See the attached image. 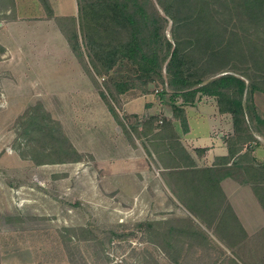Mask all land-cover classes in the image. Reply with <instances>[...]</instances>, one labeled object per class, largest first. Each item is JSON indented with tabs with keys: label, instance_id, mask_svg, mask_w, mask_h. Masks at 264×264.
Segmentation results:
<instances>
[{
	"label": "rangeland",
	"instance_id": "rangeland-1",
	"mask_svg": "<svg viewBox=\"0 0 264 264\" xmlns=\"http://www.w3.org/2000/svg\"><path fill=\"white\" fill-rule=\"evenodd\" d=\"M11 2L0 0V19L13 17L6 15ZM50 39L58 61L32 68L29 56L0 59V264H208L211 253L224 254L181 234L196 232L178 212L177 197L189 203L179 190L188 159L182 119L177 126L163 111L140 119L125 110L145 96L171 107L167 87L130 82L127 94L112 99L105 80L129 84V67L82 81L75 62L60 59L64 39L55 32ZM242 161L253 168L249 155ZM255 176L264 181L263 169Z\"/></svg>",
	"mask_w": 264,
	"mask_h": 264
},
{
	"label": "trees",
	"instance_id": "trees-1",
	"mask_svg": "<svg viewBox=\"0 0 264 264\" xmlns=\"http://www.w3.org/2000/svg\"><path fill=\"white\" fill-rule=\"evenodd\" d=\"M78 5V24L63 20L62 26L60 20L61 29L94 83L126 66L132 75L124 79L129 84L140 81L144 88L155 83L167 87L173 116L182 119L184 133L188 125L181 108L194 106L199 98L215 99L220 113L230 115L233 121L234 137L223 166L254 140L253 136L248 139L250 126H256L255 134L264 136V118L254 103L256 93L264 95V0H78ZM13 7L11 2L6 13ZM4 55L0 46V59ZM122 79L105 80L112 99L132 89ZM168 95L165 91L161 94ZM245 99L249 114L244 109ZM111 112L117 117L113 109ZM156 120L146 121V134ZM247 155L239 159L240 164ZM236 166L183 175L218 178L219 186L222 180L235 177ZM243 170L245 175L252 172L246 167ZM198 185L208 188V183ZM256 191L264 200V188ZM177 198L194 218L206 221L204 214ZM261 204L264 209V201ZM227 210L232 213L229 206Z\"/></svg>",
	"mask_w": 264,
	"mask_h": 264
},
{
	"label": "crops",
	"instance_id": "crops-1",
	"mask_svg": "<svg viewBox=\"0 0 264 264\" xmlns=\"http://www.w3.org/2000/svg\"><path fill=\"white\" fill-rule=\"evenodd\" d=\"M12 2L14 7L6 15L13 17L0 21L2 24L0 46L5 50V55L13 56V60L21 62H26L25 58L29 56L33 59L32 68L49 62L51 58L58 61L56 57L61 53L54 45L52 46L51 43L54 41L50 39L51 33L55 32L64 39L67 46L63 58H60L62 63L68 64L69 60L75 62L73 68L79 71L78 78L82 81L90 80L61 29L63 20L76 21L78 24V0H12ZM66 6H70L71 10L63 11ZM76 94L79 95L80 92L76 91ZM163 99V105L159 106L151 97L145 96L127 104L125 110L128 115L138 116L140 119L146 114L160 116L163 111L166 119L180 126V120L174 118L172 108L165 104L166 98ZM138 103L143 104L138 106ZM254 103L264 115V95L256 93ZM177 106L181 108L182 103H178ZM181 109L188 125V132H182L180 137L188 154L185 164L187 169L184 167L183 172L225 170L231 169L234 164L237 165L235 177L222 180L219 186H216L218 178L204 180L194 179L190 174L184 175L183 182L186 185H183L184 188L181 186L179 190L181 193L187 190L183 194L188 195L186 198L188 204L196 212L204 214L206 221L194 218L178 200L179 215L181 212V217L192 218L194 223L191 226L196 231L193 234L185 231L181 233L182 236L199 238L209 248L214 247L223 251L222 255L211 253L208 264H264V209L261 204L263 198L261 193L255 192V188H264V185H259V182L264 181L255 176L257 169L264 170V136L254 134V140L246 145L233 161L223 166V160L230 155L229 141L234 137L232 117L221 114L217 101L210 98H199L194 106ZM247 153L255 161L252 162L250 175L243 173V161L239 163V159ZM198 183H208V188L204 185L205 191H202L200 187L203 185ZM225 206H229L232 213L228 210L224 212Z\"/></svg>",
	"mask_w": 264,
	"mask_h": 264
}]
</instances>
